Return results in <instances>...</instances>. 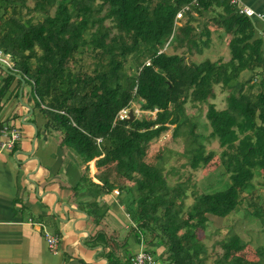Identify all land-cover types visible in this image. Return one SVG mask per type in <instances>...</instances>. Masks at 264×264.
I'll use <instances>...</instances> for the list:
<instances>
[{"label":"trees","instance_id":"trees-1","mask_svg":"<svg viewBox=\"0 0 264 264\" xmlns=\"http://www.w3.org/2000/svg\"><path fill=\"white\" fill-rule=\"evenodd\" d=\"M214 3L223 12L210 20L230 35V57L193 60L191 55L212 40L211 29L193 11L209 10ZM186 4L185 22L176 24V13ZM252 36L251 18L223 0H0V48L15 64L0 78V102L14 80L18 96L21 80L12 71L20 73L46 115V129L59 133L71 156L66 171L73 174L83 164L73 174L81 175L80 185L91 182L100 193L113 187L122 191L135 224L130 233L135 242L143 236L159 264H264V247L258 246L259 258L246 257L247 240L239 234L210 248L197 234L210 214L226 216L245 195L251 214L264 223V196L254 194L253 183L259 175L264 187V54L261 38ZM167 41L172 52L159 51ZM244 69L258 82L256 92L247 82L233 88ZM216 84L233 86L223 108L209 100ZM133 101L140 109H156L155 114L116 117ZM187 102L206 105L207 138H217L228 173L223 188L197 191L189 178L169 184L164 155L157 154L156 162L145 159L150 141L168 129L176 137L185 125L184 136L193 142L185 148L187 163L198 168L213 158L215 151H206L199 140L203 135L186 112ZM190 187L193 200L183 217ZM114 251L108 252V264H131Z\"/></svg>","mask_w":264,"mask_h":264},{"label":"crops","instance_id":"crops-1","mask_svg":"<svg viewBox=\"0 0 264 264\" xmlns=\"http://www.w3.org/2000/svg\"><path fill=\"white\" fill-rule=\"evenodd\" d=\"M242 1L264 14V0ZM223 2L230 4L228 0ZM222 10L221 4L214 3L209 10L193 11L196 19L211 29L212 40L209 47L203 48L201 53L192 54L191 58L195 54H204V49L217 50L211 43L219 39L223 46L228 47L230 35L210 20L213 14L222 13ZM250 18L253 22L251 39L261 38L264 54V16ZM227 51L226 56L220 54L223 60L230 57ZM1 66L0 78L5 75ZM252 74L249 69L242 70L234 87L218 84L221 90L228 91L220 92L225 103L227 94L232 90L229 88L239 89L242 82H247L246 86L250 83L252 91H257L258 82H254ZM256 80L259 81V78ZM16 82H12L0 102V116L14 114L26 135L12 151H0V264H108V252L111 250L125 259L138 246V241L135 242L129 231L134 222L124 204L125 194L117 187L100 193L96 187H91V182L80 185L81 175L73 174L83 170V164H79L73 174L66 171L71 156L60 145L59 133L46 129V115L38 106L36 118L27 121L30 113L36 111V103L33 104L30 99L24 101L32 107L27 114L29 109L22 102L21 105L18 96H15ZM215 97L216 93L210 100L214 102ZM95 170L92 160L90 173ZM90 176L99 182L94 175ZM115 189H118L117 193ZM45 227L59 237V246L55 251L48 246Z\"/></svg>","mask_w":264,"mask_h":264},{"label":"rangeland","instance_id":"rangeland-1","mask_svg":"<svg viewBox=\"0 0 264 264\" xmlns=\"http://www.w3.org/2000/svg\"><path fill=\"white\" fill-rule=\"evenodd\" d=\"M30 3H32V1ZM25 11L26 10H24L23 13H25ZM177 22V24H183L185 22L184 16L178 19ZM214 40L217 39L214 38ZM211 44V46L217 48V50L211 51L210 48L204 49V54H195L192 59L199 60L205 56L214 58L220 54H223L224 56L228 55L227 49L229 50V46L227 48L223 46L224 43H222V40L219 39L217 42ZM221 47H223V49ZM165 49L172 52V48L169 46ZM3 68L6 73L8 69L4 66ZM214 88L216 93V97L213 99L215 105L218 107L225 106L226 103L224 97L221 98L220 92L227 90H221V87L218 84L214 85ZM229 89L231 90L232 87ZM28 99H30L33 104L36 103L32 87L30 83L26 82L23 84L22 101H27ZM18 102L20 103L21 101L18 100ZM131 105L133 106L134 111L135 109H140L138 101H133ZM37 106L38 105L36 104V111L34 113H30L27 117V121H31L29 118H36L37 111L40 110L39 106V110L37 109ZM185 108L192 121L197 122L196 131L202 133L203 136L199 137V140L205 144L206 151H215L213 158L206 165L199 166L198 168H192L187 163L188 153L185 151V148L187 144H189V147L193 142L189 137L186 139L184 136L186 135L185 130L187 128L185 125V127H181L176 137H172L171 129H168L163 132L159 138L150 141L145 159L149 162H156L157 154L162 153L164 155V172L169 184H175L178 181L189 178V180L193 182L192 188H195L197 191L208 192L223 188L229 182L228 173L224 171L223 164L219 159V152L222 147L219 145L217 138H207V134L211 130V127L205 118L206 105L202 104L199 108L198 106L194 107L187 102L185 104ZM142 113L146 114L150 112L140 110L136 116L140 117ZM24 135H26V132L23 130L21 140L24 139ZM261 179L262 178L259 175H256L253 178V183L257 186L256 189H254V194L260 191L264 196V187L259 183ZM190 189L191 187L188 189L187 193L189 194L185 198V202L183 204V217L186 216V209L193 200V195L190 193ZM249 209H251V206L248 204V196L245 195L242 197L237 208L226 216L221 217L210 214L209 219L204 222L202 227H197L198 236L201 237L210 248L211 246L218 247L215 243L220 239L227 238L233 233L239 234L242 239L247 240V245L243 249L242 253L250 259L259 258L261 255L258 252V246L264 247V223H262L257 216L251 214ZM121 229L126 231L124 228Z\"/></svg>","mask_w":264,"mask_h":264},{"label":"built area","instance_id":"built-area-1","mask_svg":"<svg viewBox=\"0 0 264 264\" xmlns=\"http://www.w3.org/2000/svg\"><path fill=\"white\" fill-rule=\"evenodd\" d=\"M195 1V0H194ZM230 4L234 7L235 11L238 13L246 14L249 17H263L264 14L262 12H259L252 8L250 5L244 3L242 0H228ZM189 9V4L184 5L181 7L175 16V23L177 24V20L184 16L185 11ZM263 34H264V27H263ZM170 39H168L169 41ZM168 41L166 42L165 46L163 48H159V51H162L166 48ZM146 64H150V59L148 58L145 61ZM0 64L7 69L15 70V64L11 60L10 56L6 54L1 48H0ZM264 75V60L262 62V65L260 67V76ZM42 107H46V105L41 104ZM140 108V107H139ZM148 111L152 115L155 114V110H143V109H135L132 105L124 106L119 109L117 112L116 117L119 119L129 118V112L132 111L133 117L138 114L139 111ZM14 114H12L10 117H3L0 116V151H12L17 144L21 141L22 137V126L21 124L13 117ZM97 143H100L102 141V137L98 136L96 137ZM115 192H118V189H115ZM135 225L134 223H132ZM44 235L46 238V241L48 243V246L51 250L55 251L57 250L59 246V237L56 233L53 231L48 230L46 227L44 228ZM131 262V264H159L157 260H155L153 254L150 250L146 248V245L142 238L138 241L137 249L134 251H131L127 256Z\"/></svg>","mask_w":264,"mask_h":264},{"label":"water","instance_id":"water-1","mask_svg":"<svg viewBox=\"0 0 264 264\" xmlns=\"http://www.w3.org/2000/svg\"><path fill=\"white\" fill-rule=\"evenodd\" d=\"M12 72L16 75L17 78H19V79L21 80V85H20V87H19V92H18V99H19V101H21L23 104H25V106L29 109V111H28V113H27V114H29V113L32 111V107H31L28 103L22 101V90H23L24 78L22 77V75H21L20 73H16V72H14V71H12ZM129 115H130V116H129V119H132V118H133L132 111L129 112Z\"/></svg>","mask_w":264,"mask_h":264}]
</instances>
